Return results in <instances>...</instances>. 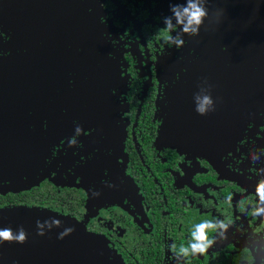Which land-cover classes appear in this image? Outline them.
<instances>
[{
  "label": "flooded vegetation",
  "instance_id": "flooded-vegetation-1",
  "mask_svg": "<svg viewBox=\"0 0 264 264\" xmlns=\"http://www.w3.org/2000/svg\"><path fill=\"white\" fill-rule=\"evenodd\" d=\"M184 2L0 0V144L34 179L0 207L70 216L109 248L75 264H178L170 246L217 219L224 235L207 230V252L179 264L264 260V13L243 22L234 0H207L177 49L162 18ZM205 79L215 111L200 115Z\"/></svg>",
  "mask_w": 264,
  "mask_h": 264
},
{
  "label": "water",
  "instance_id": "water-1",
  "mask_svg": "<svg viewBox=\"0 0 264 264\" xmlns=\"http://www.w3.org/2000/svg\"><path fill=\"white\" fill-rule=\"evenodd\" d=\"M234 1L235 4L229 7L235 5V15L239 14L243 22L250 15V8L264 13V0ZM238 132L240 131L235 130V134ZM6 155L7 146L0 144V192L13 190L12 186L17 184L26 187L32 180L34 182V179L22 180L14 176V162L6 160ZM8 181L11 183H7ZM54 220L60 221V226ZM37 221L41 223L40 229ZM21 227L26 233L25 243L13 241L0 244V264H75L77 259L88 257L87 252L109 249L96 235L70 216L39 207H0V229L8 228L15 234ZM67 227L74 230L63 239L59 238V234ZM39 231L44 234L40 235ZM79 253L83 255L80 256Z\"/></svg>",
  "mask_w": 264,
  "mask_h": 264
},
{
  "label": "clouds",
  "instance_id": "clouds-1",
  "mask_svg": "<svg viewBox=\"0 0 264 264\" xmlns=\"http://www.w3.org/2000/svg\"><path fill=\"white\" fill-rule=\"evenodd\" d=\"M207 0H185L184 3H170L169 11L171 15L164 16L163 24L164 27L169 31H175L177 26H179V31L177 34L172 36L169 35L166 37V42L170 45H174L177 49L182 48L185 44L183 39L184 35L188 36H198L200 33L201 26L204 24L205 19L209 16L208 8L206 7ZM223 14V10H217L216 17L217 20ZM212 85L208 84V81L205 79L200 85V91L197 92L194 96L195 100V110L200 115H207L211 111H215V102L211 95ZM76 133L79 135L81 129L79 126L76 127ZM76 141L73 139L70 141V145L75 144ZM264 154V149L259 153H252V160L259 161L261 155ZM115 185H109V187H114ZM100 192H94V195L99 196ZM257 195L264 200V180H261L257 185ZM230 202V198H229ZM255 215H264V208H256L254 210ZM57 226H60V221L54 220ZM37 225L40 229L41 223L37 221ZM230 225L229 222L224 220H205L194 226V229L191 232V242L188 246H181L177 249L175 244H172L171 250L174 253L177 262L181 258H187L190 256L204 254L207 252L208 248L213 244V240L209 239L207 230L214 229L221 236L227 231ZM74 229L67 227L59 234V238L63 239L64 236L70 234ZM40 235H43L44 232L39 231ZM17 242L25 243L26 233L23 227H21L18 232L13 234V231L8 228L0 229V244L4 242ZM259 246L257 247L258 250ZM260 264H264V260L260 261Z\"/></svg>",
  "mask_w": 264,
  "mask_h": 264
}]
</instances>
